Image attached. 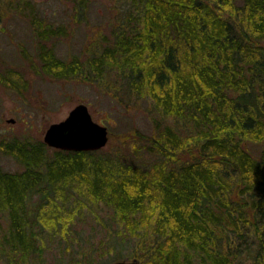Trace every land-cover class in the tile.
<instances>
[{"label": "trees", "instance_id": "trees-1", "mask_svg": "<svg viewBox=\"0 0 264 264\" xmlns=\"http://www.w3.org/2000/svg\"><path fill=\"white\" fill-rule=\"evenodd\" d=\"M63 1L78 19L94 0ZM36 2L0 0V22L27 18L37 64L25 59L38 73L144 100L158 118L121 149L6 144L21 170H0V261L25 264L73 238L76 220L101 205L103 247L83 257L126 249L139 264H264V0H112L108 33L70 61L49 45L66 27ZM19 81L0 73V84Z\"/></svg>", "mask_w": 264, "mask_h": 264}, {"label": "rangeland", "instance_id": "rangeland-1", "mask_svg": "<svg viewBox=\"0 0 264 264\" xmlns=\"http://www.w3.org/2000/svg\"><path fill=\"white\" fill-rule=\"evenodd\" d=\"M40 15L48 23L63 25L67 35L61 40L49 43L58 58L70 61L82 55L96 34H107L114 14L112 0H94L82 18L72 17V6L63 0H36ZM239 2V0H237ZM0 73H14L18 85L10 88L0 84V170L20 171L21 166L12 155L2 148L13 140L42 141L45 130L54 123L63 121L78 104H85L94 122L107 128L108 143L104 150L121 149L132 142V130L144 134L152 132L151 118L154 114L151 103L140 100L124 104L115 99L106 89L97 84L80 81L55 80L37 72L35 46L31 28L26 17L12 12L0 22ZM158 118V117H157ZM43 142V141H42ZM249 150L258 155L262 146L249 144ZM141 159L144 157L140 156ZM97 206L92 215L87 212L83 220L72 225L73 238L59 240V237L43 244L44 250L31 257L25 264H73L82 258L81 264H109L117 258L130 261L126 249L117 256L99 251L98 255L83 257L80 249L101 248V239L106 235L103 218L106 213ZM105 216V217H104ZM3 218H0L2 222ZM65 249H72L70 252ZM65 250V251H64ZM114 256V257H113ZM93 257V258H92ZM92 258V259H91ZM24 262V261H21ZM6 261H0L5 264ZM75 264V263H74Z\"/></svg>", "mask_w": 264, "mask_h": 264}, {"label": "water", "instance_id": "water-1", "mask_svg": "<svg viewBox=\"0 0 264 264\" xmlns=\"http://www.w3.org/2000/svg\"><path fill=\"white\" fill-rule=\"evenodd\" d=\"M43 143L55 150L93 152L106 147L108 131L94 122L85 104L76 105L67 117L51 124L44 132ZM109 264H139L138 260L115 261Z\"/></svg>", "mask_w": 264, "mask_h": 264}]
</instances>
